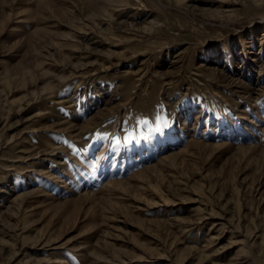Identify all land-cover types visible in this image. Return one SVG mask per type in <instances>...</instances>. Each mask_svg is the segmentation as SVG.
I'll return each mask as SVG.
<instances>
[{
  "label": "rangeland",
  "instance_id": "374dc122",
  "mask_svg": "<svg viewBox=\"0 0 264 264\" xmlns=\"http://www.w3.org/2000/svg\"><path fill=\"white\" fill-rule=\"evenodd\" d=\"M0 264H264V0H0Z\"/></svg>",
  "mask_w": 264,
  "mask_h": 264
}]
</instances>
